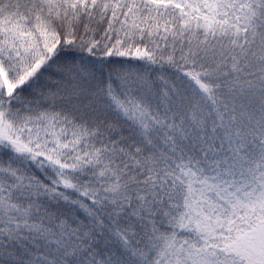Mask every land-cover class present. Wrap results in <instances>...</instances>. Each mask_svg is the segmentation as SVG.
<instances>
[{
	"label": "snow or ice",
	"instance_id": "1",
	"mask_svg": "<svg viewBox=\"0 0 264 264\" xmlns=\"http://www.w3.org/2000/svg\"><path fill=\"white\" fill-rule=\"evenodd\" d=\"M0 264H264V0H0Z\"/></svg>",
	"mask_w": 264,
	"mask_h": 264
}]
</instances>
